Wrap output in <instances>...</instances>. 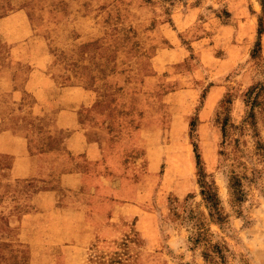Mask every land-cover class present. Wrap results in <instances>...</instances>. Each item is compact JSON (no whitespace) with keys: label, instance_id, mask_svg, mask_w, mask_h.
<instances>
[{"label":"rangeland","instance_id":"obj_1","mask_svg":"<svg viewBox=\"0 0 264 264\" xmlns=\"http://www.w3.org/2000/svg\"><path fill=\"white\" fill-rule=\"evenodd\" d=\"M22 7L32 33L0 40V264H264V0H0V16ZM78 131L105 137L99 158L71 153ZM73 169L92 177L69 188Z\"/></svg>","mask_w":264,"mask_h":264},{"label":"crops","instance_id":"obj_2","mask_svg":"<svg viewBox=\"0 0 264 264\" xmlns=\"http://www.w3.org/2000/svg\"><path fill=\"white\" fill-rule=\"evenodd\" d=\"M29 13L25 8H17L3 16H0V40L2 42L8 43L9 45H15L20 43L22 39L29 36L32 33V27L30 26ZM20 31H24L21 33ZM32 75L29 76L25 88L32 89ZM21 86H13L11 93L14 95L20 93ZM48 102L42 104L43 109H48ZM74 132L67 137V146L71 148V153H88L93 158H99L101 154V142L105 141V137L101 136L94 141L84 138L82 134ZM17 140V139H16ZM73 141L76 143L74 144ZM1 146V145H0ZM8 149H3L0 147V152L7 151ZM10 152L14 156V161L12 169L16 171L18 175H34L36 167L33 166L32 160L34 154L29 150H18L12 149ZM91 158V157H89ZM34 172V173H33ZM64 177L63 185L69 188H80L86 184L88 177H92V173H88L87 170L73 169L62 171Z\"/></svg>","mask_w":264,"mask_h":264},{"label":"trees","instance_id":"obj_3","mask_svg":"<svg viewBox=\"0 0 264 264\" xmlns=\"http://www.w3.org/2000/svg\"><path fill=\"white\" fill-rule=\"evenodd\" d=\"M258 31L259 33L263 31V27L261 25ZM259 43L260 42L258 41L257 45H259ZM194 126H195V120L192 121V130L195 129ZM194 149L196 152L197 165L199 167V175H200L199 182L201 186V193L203 195L204 200L207 203L210 215L217 222L223 223L226 220V216L221 209V199L217 192L214 182L208 181L205 177L203 166H202V156H201V152L199 151L197 142H194ZM238 184L239 182L237 179L233 181V186L239 190V198L242 199L243 190H240L241 187H239Z\"/></svg>","mask_w":264,"mask_h":264}]
</instances>
